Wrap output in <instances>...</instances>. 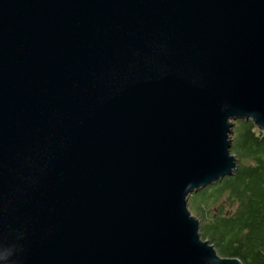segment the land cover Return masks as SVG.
I'll use <instances>...</instances> for the list:
<instances>
[{"label": "water", "instance_id": "1", "mask_svg": "<svg viewBox=\"0 0 264 264\" xmlns=\"http://www.w3.org/2000/svg\"><path fill=\"white\" fill-rule=\"evenodd\" d=\"M264 133V0H0V264H243L188 197Z\"/></svg>", "mask_w": 264, "mask_h": 264}, {"label": "trees", "instance_id": "2", "mask_svg": "<svg viewBox=\"0 0 264 264\" xmlns=\"http://www.w3.org/2000/svg\"><path fill=\"white\" fill-rule=\"evenodd\" d=\"M233 125L234 174L192 193L188 207L198 212L201 238L221 257L264 264V133L250 120Z\"/></svg>", "mask_w": 264, "mask_h": 264}, {"label": "clouds", "instance_id": "3", "mask_svg": "<svg viewBox=\"0 0 264 264\" xmlns=\"http://www.w3.org/2000/svg\"><path fill=\"white\" fill-rule=\"evenodd\" d=\"M11 255L12 252L9 249H0V260H8Z\"/></svg>", "mask_w": 264, "mask_h": 264}, {"label": "rangeland", "instance_id": "4", "mask_svg": "<svg viewBox=\"0 0 264 264\" xmlns=\"http://www.w3.org/2000/svg\"><path fill=\"white\" fill-rule=\"evenodd\" d=\"M234 126V125H233ZM233 128V127H232ZM232 135V134H231ZM189 201V197H188V200H187V202ZM215 209H214V207H211L210 208V211L211 212H213ZM191 212H192V214L195 216V214H197L198 215V212L196 211V209H195V207H192V209H191ZM196 217V216H195ZM197 218V217H196Z\"/></svg>", "mask_w": 264, "mask_h": 264}]
</instances>
